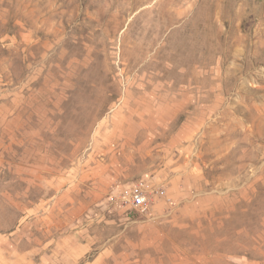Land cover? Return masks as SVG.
Listing matches in <instances>:
<instances>
[{"label":"rangeland","instance_id":"obj_1","mask_svg":"<svg viewBox=\"0 0 264 264\" xmlns=\"http://www.w3.org/2000/svg\"><path fill=\"white\" fill-rule=\"evenodd\" d=\"M0 264H264V0H0Z\"/></svg>","mask_w":264,"mask_h":264},{"label":"built area","instance_id":"obj_2","mask_svg":"<svg viewBox=\"0 0 264 264\" xmlns=\"http://www.w3.org/2000/svg\"><path fill=\"white\" fill-rule=\"evenodd\" d=\"M160 194H164L163 189L157 190ZM111 198H114L113 196ZM117 198V197H116ZM128 204L133 209L141 210L147 209L150 205L149 198L143 191L138 188H131L124 191L123 196H121V205Z\"/></svg>","mask_w":264,"mask_h":264},{"label":"bare ground","instance_id":"obj_3","mask_svg":"<svg viewBox=\"0 0 264 264\" xmlns=\"http://www.w3.org/2000/svg\"><path fill=\"white\" fill-rule=\"evenodd\" d=\"M138 55V54H137Z\"/></svg>","mask_w":264,"mask_h":264}]
</instances>
